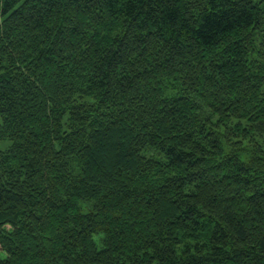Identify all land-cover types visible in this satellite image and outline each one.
I'll list each match as a JSON object with an SVG mask.
<instances>
[{
  "label": "trees",
  "instance_id": "obj_1",
  "mask_svg": "<svg viewBox=\"0 0 264 264\" xmlns=\"http://www.w3.org/2000/svg\"><path fill=\"white\" fill-rule=\"evenodd\" d=\"M0 264H264V0H0Z\"/></svg>",
  "mask_w": 264,
  "mask_h": 264
},
{
  "label": "rangeland",
  "instance_id": "obj_2",
  "mask_svg": "<svg viewBox=\"0 0 264 264\" xmlns=\"http://www.w3.org/2000/svg\"><path fill=\"white\" fill-rule=\"evenodd\" d=\"M11 146V143L7 140L0 141V152L6 151Z\"/></svg>",
  "mask_w": 264,
  "mask_h": 264
}]
</instances>
